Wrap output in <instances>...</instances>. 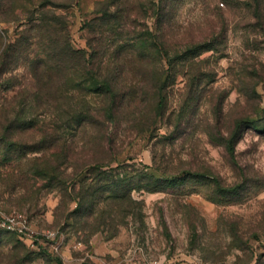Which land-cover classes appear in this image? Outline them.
I'll return each instance as SVG.
<instances>
[{"label":"rangeland","instance_id":"rangeland-1","mask_svg":"<svg viewBox=\"0 0 264 264\" xmlns=\"http://www.w3.org/2000/svg\"><path fill=\"white\" fill-rule=\"evenodd\" d=\"M21 2L0 0V204L38 234L32 245L0 230V264H264V7L259 18L254 0H70L58 13L77 50L100 46L102 11L125 17L131 71L103 63L123 101L114 122L89 93L99 124L67 129L73 106L38 103V63L6 59L28 20ZM94 161L106 167L75 175Z\"/></svg>","mask_w":264,"mask_h":264},{"label":"trees","instance_id":"trees-1","mask_svg":"<svg viewBox=\"0 0 264 264\" xmlns=\"http://www.w3.org/2000/svg\"><path fill=\"white\" fill-rule=\"evenodd\" d=\"M70 0H42L38 6L35 7L34 0H22L21 5L25 11V15L28 17L27 22L24 24V30L22 31V40L17 43H13L8 49H6V59L16 60L17 56H25L26 61L30 66H33L35 62L38 63L36 67V76L38 78L39 93L36 96L39 99V105L43 106L49 104V100L53 98H59L65 100L68 106L72 107L71 112L68 113L69 121L67 129H72L74 126L78 128L93 126L99 124L96 115V105H93L89 93L97 94L99 96L105 95L106 98L103 101L102 106L105 117L109 119V122H114V110L118 106H122L123 101L118 103L117 98L120 93L117 91V80H113L111 75L108 76L103 71V63L110 61L113 72L121 74V76H127L131 71L128 65V53L129 47L119 45L120 39L125 38L126 35L121 33V23L124 20V16L115 11L110 13L108 10L102 11V15L97 18V25L93 28V32L100 30V38L98 43L100 46L94 45L92 42L97 38L90 39L91 53L86 51L77 50L73 47L71 42L70 33L68 30V19L65 15L58 13L60 10H67L71 6ZM256 5V11L259 18H263L264 0H254ZM10 7L12 4L10 3ZM50 10H53V14H49ZM94 22V21H93ZM108 29H104V27ZM91 25L89 26V28ZM39 37L41 53L35 55L33 58L26 57V53L31 52L33 39ZM111 43V44H108ZM119 42V43H118ZM135 42V41H134ZM116 43V44H115ZM21 44L22 46H17ZM19 47V51L17 48ZM133 49L134 44L131 46ZM161 56H165L164 51L160 47L156 50ZM123 53H126L122 57ZM17 54V55H16ZM164 57H162L164 59ZM35 58V59H34ZM108 58V60L106 59ZM167 58V57H166ZM105 61V62H104ZM9 60L7 63H10ZM108 70V68H106ZM108 70V72H110ZM115 73V74H116ZM58 80L55 82L52 80V75H56ZM118 74V76H119ZM47 76V81L43 82V78ZM50 77V78H49ZM164 85L163 79L158 82V96L159 102L164 101V95L162 92V86ZM129 87H125L127 91ZM133 92V89H129ZM106 92V93H105ZM132 92H124L123 99L131 100ZM135 92V91H134ZM82 93L83 97L81 101L76 105L75 103H69L74 99L75 94ZM39 94V95H38ZM94 95V96H95ZM135 96H137L135 94ZM45 101V102H43ZM48 106V105H47ZM102 117V116H101ZM242 123V121H240ZM8 128L4 130L6 134ZM13 146H16L15 144ZM88 154L92 156L94 153L90 151ZM95 156V155H94ZM92 167H106L105 164L90 162L81 168L75 169V175L83 174L84 171ZM155 183H159L158 179H154ZM105 191V190H104ZM131 192H127L126 195ZM117 196L118 192H114ZM94 195V194H93ZM92 194L88 193L87 197L93 198ZM94 204V202H91ZM92 207V206H91ZM17 235V234H16ZM18 236V235H17ZM19 237V236H18Z\"/></svg>","mask_w":264,"mask_h":264},{"label":"built area","instance_id":"built-area-1","mask_svg":"<svg viewBox=\"0 0 264 264\" xmlns=\"http://www.w3.org/2000/svg\"><path fill=\"white\" fill-rule=\"evenodd\" d=\"M0 230L16 233L20 237L30 241L32 245H34V239L38 234L31 225L27 215L16 210L7 212L2 204H0ZM45 235L48 238H52L55 236V233L46 232Z\"/></svg>","mask_w":264,"mask_h":264}]
</instances>
